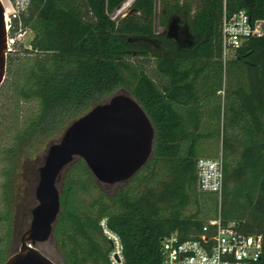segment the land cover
Wrapping results in <instances>:
<instances>
[{"label":"trees","instance_id":"1","mask_svg":"<svg viewBox=\"0 0 264 264\" xmlns=\"http://www.w3.org/2000/svg\"><path fill=\"white\" fill-rule=\"evenodd\" d=\"M30 0L9 36L31 31L27 48L8 52L0 86V264L18 249L36 205L46 149L75 119L117 93L140 104L154 129L147 164L113 194L75 158L60 181V213L51 241L54 264H108L116 234L125 264H161L171 234L201 241L211 221L261 235L264 264V37L247 41L225 62L223 18L245 11L264 20V0H174L163 19L182 17L189 43L173 54L150 53L138 39L168 40L154 31L157 0ZM153 58V75L139 59ZM221 159L219 194L197 188L199 159ZM25 173V196L15 186Z\"/></svg>","mask_w":264,"mask_h":264},{"label":"water","instance_id":"2","mask_svg":"<svg viewBox=\"0 0 264 264\" xmlns=\"http://www.w3.org/2000/svg\"><path fill=\"white\" fill-rule=\"evenodd\" d=\"M5 13L0 0V86L5 79L8 53ZM172 25L179 26V21L174 20ZM182 30L187 34L186 26ZM153 142L150 119L128 93L114 94L73 120L46 149L29 227L22 234L17 251L4 264H54L36 245L52 238L60 213L58 183L75 158L83 160L100 184H126L151 158Z\"/></svg>","mask_w":264,"mask_h":264},{"label":"built area","instance_id":"3","mask_svg":"<svg viewBox=\"0 0 264 264\" xmlns=\"http://www.w3.org/2000/svg\"><path fill=\"white\" fill-rule=\"evenodd\" d=\"M29 4L30 0H10L11 9L4 16L8 52L14 43V39L9 36L11 20L19 18ZM220 35L225 62L250 39L264 37V20H252L245 11H240L230 18H223ZM196 176L200 192L219 194L223 182L222 160L199 159ZM209 224L214 227V234L203 236L201 241H180L176 234L162 240L161 264H253L261 259V235L246 234L236 223L224 225L216 220ZM99 226L110 243L108 264H125L119 237L107 228L105 219L100 221Z\"/></svg>","mask_w":264,"mask_h":264},{"label":"rangeland","instance_id":"4","mask_svg":"<svg viewBox=\"0 0 264 264\" xmlns=\"http://www.w3.org/2000/svg\"><path fill=\"white\" fill-rule=\"evenodd\" d=\"M4 1L7 5L8 12H9V10L11 9L10 0H4ZM167 1L173 2L174 0H157V4H156V8H155V16H154V31L157 34L164 33V31L167 28L169 30L167 32L169 33L171 30L172 22L174 21L172 19L171 20L166 19V21L163 19V15H164L163 3L167 2ZM127 3H128V1H126L120 7V9L117 10L112 15V19L123 18L125 15H127V13H129V9L132 5V2L129 3L127 7H124ZM176 20L179 21V24H183V22H184L182 17H177ZM33 36H34V34L31 31H25V32L17 31V33L15 34V37H13L14 43L10 47L11 52L27 48L29 46V43L33 39ZM138 40L139 41L137 42V46H139L140 48L146 49L150 53H156V54H160V55H164V56H168V55L171 56L173 54L174 46L172 43H174V42L172 40H171L172 42H167L165 40H157V41H150L148 39H138ZM183 47L184 46H182V48ZM139 61L143 64V66H145L146 70L150 73V75L151 74L153 75V68H154L153 58H149L148 60L139 59ZM61 178H62V176H61ZM25 181H26L25 173L23 171V174L21 173V177L19 176L18 183L15 186V191H14L15 197L18 200L19 199L21 200V198H23L26 195L25 194V183H26ZM60 181H61V179H60ZM60 181L58 183L59 190H60ZM115 188H116L115 185H109V186L105 187V191L108 194H113L115 191ZM21 236H20V238H21ZM19 246H20V240L18 243V248H19ZM36 248L39 251L45 252L47 255L51 256L54 259H56V257H58L54 243L51 241V239L45 243L37 244Z\"/></svg>","mask_w":264,"mask_h":264},{"label":"flooded vegetation","instance_id":"5","mask_svg":"<svg viewBox=\"0 0 264 264\" xmlns=\"http://www.w3.org/2000/svg\"><path fill=\"white\" fill-rule=\"evenodd\" d=\"M183 24H179V26L171 25V30L168 33V28L162 33L168 40H172L179 47H185L186 44L189 43L188 35L182 30ZM179 31V32H178Z\"/></svg>","mask_w":264,"mask_h":264},{"label":"bare ground","instance_id":"6","mask_svg":"<svg viewBox=\"0 0 264 264\" xmlns=\"http://www.w3.org/2000/svg\"><path fill=\"white\" fill-rule=\"evenodd\" d=\"M132 1H133V0H129V1H128V3H127V4H126L124 7H127V6H128V4H129V3H131ZM2 3H3V5H4V7H5L6 14H8V8H7V5H6L5 1H4V0H2ZM124 7H123V8H124Z\"/></svg>","mask_w":264,"mask_h":264}]
</instances>
